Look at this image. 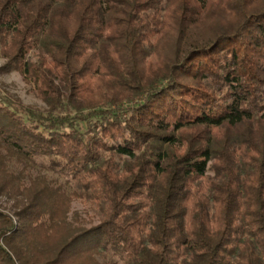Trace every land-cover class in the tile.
<instances>
[{
    "label": "trees",
    "instance_id": "1",
    "mask_svg": "<svg viewBox=\"0 0 264 264\" xmlns=\"http://www.w3.org/2000/svg\"><path fill=\"white\" fill-rule=\"evenodd\" d=\"M0 57V264H264V0H0Z\"/></svg>",
    "mask_w": 264,
    "mask_h": 264
},
{
    "label": "rangeland",
    "instance_id": "2",
    "mask_svg": "<svg viewBox=\"0 0 264 264\" xmlns=\"http://www.w3.org/2000/svg\"><path fill=\"white\" fill-rule=\"evenodd\" d=\"M5 62L6 60L0 57V67L3 66ZM0 87L7 94L18 98L25 105L36 107L38 109L45 108L44 104L36 94V88L31 83L26 82L17 72H11L0 76ZM48 175L51 178H58L57 175L51 172H48ZM59 181L63 182L60 178ZM12 204V201H7L6 198H0L1 208L10 207ZM75 214H77L80 219L88 221L89 217L93 216L94 211L87 205L79 201H74L71 206L69 218H73ZM96 222L97 221H94V224H96Z\"/></svg>",
    "mask_w": 264,
    "mask_h": 264
}]
</instances>
